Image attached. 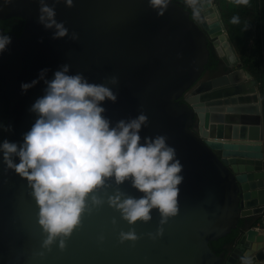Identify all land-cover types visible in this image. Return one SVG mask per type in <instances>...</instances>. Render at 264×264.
<instances>
[{
    "label": "water",
    "instance_id": "water-1",
    "mask_svg": "<svg viewBox=\"0 0 264 264\" xmlns=\"http://www.w3.org/2000/svg\"><path fill=\"white\" fill-rule=\"evenodd\" d=\"M192 5L194 12L168 0L160 15L148 0L57 4L58 21L79 34L72 41L53 39L38 23V0H0V20L26 21L21 38L0 56V120L7 115L2 140L22 141L35 120L29 109L45 85L41 81L25 94L21 84L45 68L51 78L69 63L73 73L97 83L118 75V101L105 105L107 115L115 121L144 111L150 123L142 135H166L185 177L180 214L161 239L145 236L158 227L154 213L151 223L136 225L137 243L121 244L118 231L129 226L105 206L85 217L65 251L54 248L41 260L35 255L43 239L38 209L26 181L0 161V264H264V232L255 226L264 216L260 84L249 72L233 69L230 50L217 47L224 42L227 49L229 43L212 1ZM211 45L224 64L207 70ZM124 190L138 195L130 185ZM234 231L235 239L217 254L211 243ZM100 234L106 236L103 244Z\"/></svg>",
    "mask_w": 264,
    "mask_h": 264
},
{
    "label": "clouds",
    "instance_id": "clouds-1",
    "mask_svg": "<svg viewBox=\"0 0 264 264\" xmlns=\"http://www.w3.org/2000/svg\"><path fill=\"white\" fill-rule=\"evenodd\" d=\"M38 3V23L52 32L53 39L79 40L78 33L70 34L65 23L58 21L56 12L57 4L71 8L74 0ZM148 4L163 15L168 0H148ZM12 42L10 34L0 31V56ZM48 72L42 69L37 79L21 84L25 94L41 81L45 85L43 95L29 109L35 120L22 141L0 140V161L26 181L38 209L43 239L35 255L43 260L54 248L65 251L68 241L83 228L85 217L105 206L129 226L127 231H118L121 244L137 243L141 236L136 225L151 223L154 213L159 215L158 227L145 236L154 242L161 239L165 227L181 211L185 177L176 148L166 135H142L150 123L144 111L115 121L107 115L105 105L118 101V75L97 83L82 72L73 73L69 63L51 78ZM125 185L138 195L125 191ZM111 224L113 230L118 229L116 218ZM97 239L103 244L106 236L100 234Z\"/></svg>",
    "mask_w": 264,
    "mask_h": 264
},
{
    "label": "rangeland",
    "instance_id": "rangeland-1",
    "mask_svg": "<svg viewBox=\"0 0 264 264\" xmlns=\"http://www.w3.org/2000/svg\"><path fill=\"white\" fill-rule=\"evenodd\" d=\"M212 3L224 27L225 37L229 43L228 49L234 58L233 69H243L258 81L257 76L249 69L254 65V70H258L257 64L263 58V51L256 46V40L261 36V33L256 27L257 21L254 18L253 0H247V3H240L237 0H213ZM238 27H244L245 30L246 45L242 44L240 49L231 39V31ZM262 83L264 82H259L264 104V84Z\"/></svg>",
    "mask_w": 264,
    "mask_h": 264
},
{
    "label": "trees",
    "instance_id": "trees-1",
    "mask_svg": "<svg viewBox=\"0 0 264 264\" xmlns=\"http://www.w3.org/2000/svg\"><path fill=\"white\" fill-rule=\"evenodd\" d=\"M177 2H182L183 0H175ZM253 7L255 10L254 18L257 21L256 27L258 28L259 32L261 33V36L258 37L256 40V46L258 49H261L263 51V58L260 62L257 64V69L254 70V65H252L249 69L252 71L253 74H255L258 78L259 82H264V0H253ZM245 30L244 27H238L234 31H231V39L233 42L237 44V47L240 49L242 48V44L246 45L245 41ZM264 84V83H262ZM264 217V216H263ZM264 219V218H263ZM237 232L234 231L232 234L227 235L224 238H221L218 241H214L211 243L212 249L217 253L221 254L225 250V246L231 243L235 237Z\"/></svg>",
    "mask_w": 264,
    "mask_h": 264
},
{
    "label": "flooded vegetation",
    "instance_id": "flooded-vegetation-1",
    "mask_svg": "<svg viewBox=\"0 0 264 264\" xmlns=\"http://www.w3.org/2000/svg\"><path fill=\"white\" fill-rule=\"evenodd\" d=\"M194 0H192L193 2ZM186 8H188L190 11L194 12L195 8L193 5H190L188 0H183L182 2H179ZM193 7V8H192ZM26 25V21L19 18V17H11L9 19L0 20V31H3L6 34H10L12 37V41L15 42L19 38H21L22 33L24 31ZM211 58L209 61V64L207 66V70H214L217 68H220L223 66L224 63L220 62V57L218 56L217 52L215 51L214 47L211 45ZM1 93V92H0ZM0 125H3L4 127L0 128V140H2L4 131L7 126V115H5V112L1 115ZM227 246V245H226ZM226 246L224 248H226ZM222 253V252H221Z\"/></svg>",
    "mask_w": 264,
    "mask_h": 264
},
{
    "label": "crops",
    "instance_id": "crops-1",
    "mask_svg": "<svg viewBox=\"0 0 264 264\" xmlns=\"http://www.w3.org/2000/svg\"><path fill=\"white\" fill-rule=\"evenodd\" d=\"M255 226L257 227V229L264 232V219L261 217L259 222H257Z\"/></svg>",
    "mask_w": 264,
    "mask_h": 264
},
{
    "label": "bare ground",
    "instance_id": "bare-ground-1",
    "mask_svg": "<svg viewBox=\"0 0 264 264\" xmlns=\"http://www.w3.org/2000/svg\"><path fill=\"white\" fill-rule=\"evenodd\" d=\"M208 1H212V0H208ZM210 21H211V19L208 20V18H207V22L210 23ZM219 43H220V44H219ZM219 43L217 44V45H218L217 47H218V48L222 47L224 53L226 52V50L229 51L228 48H227V49L224 48V42H219ZM229 52H230V51H229ZM245 76H246V75H245Z\"/></svg>",
    "mask_w": 264,
    "mask_h": 264
},
{
    "label": "built area",
    "instance_id": "built-area-1",
    "mask_svg": "<svg viewBox=\"0 0 264 264\" xmlns=\"http://www.w3.org/2000/svg\"><path fill=\"white\" fill-rule=\"evenodd\" d=\"M188 2L190 5H192V0H188ZM212 2H213V0H212ZM262 218H264V217H262Z\"/></svg>",
    "mask_w": 264,
    "mask_h": 264
}]
</instances>
